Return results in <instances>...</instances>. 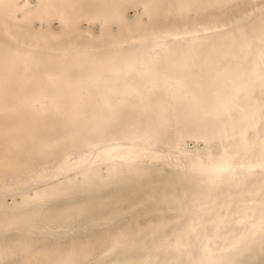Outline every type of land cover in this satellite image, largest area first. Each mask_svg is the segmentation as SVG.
I'll use <instances>...</instances> for the list:
<instances>
[{"label":"bare ground","instance_id":"obj_1","mask_svg":"<svg viewBox=\"0 0 264 264\" xmlns=\"http://www.w3.org/2000/svg\"><path fill=\"white\" fill-rule=\"evenodd\" d=\"M0 264H264V0H0Z\"/></svg>","mask_w":264,"mask_h":264}]
</instances>
